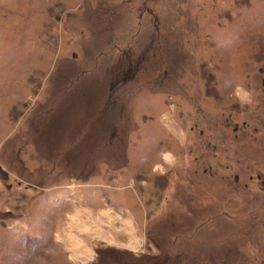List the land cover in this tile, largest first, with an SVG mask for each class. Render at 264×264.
Returning <instances> with one entry per match:
<instances>
[{"label":"rangeland","instance_id":"374dc122","mask_svg":"<svg viewBox=\"0 0 264 264\" xmlns=\"http://www.w3.org/2000/svg\"><path fill=\"white\" fill-rule=\"evenodd\" d=\"M0 264H264V0H0Z\"/></svg>","mask_w":264,"mask_h":264},{"label":"bare ground","instance_id":"6f19581e","mask_svg":"<svg viewBox=\"0 0 264 264\" xmlns=\"http://www.w3.org/2000/svg\"><path fill=\"white\" fill-rule=\"evenodd\" d=\"M77 253V252H76ZM76 258V257H75Z\"/></svg>","mask_w":264,"mask_h":264}]
</instances>
